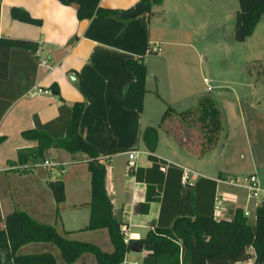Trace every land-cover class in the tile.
Masks as SVG:
<instances>
[{
	"label": "crops",
	"instance_id": "crops-1",
	"mask_svg": "<svg viewBox=\"0 0 264 264\" xmlns=\"http://www.w3.org/2000/svg\"><path fill=\"white\" fill-rule=\"evenodd\" d=\"M140 1L101 0V5L127 11ZM229 1L164 0L162 5L154 7V12L152 9L150 15L142 13L132 19L94 17L79 21L76 6L63 5L57 0H0V38L39 43L42 58L49 60L52 69L38 68L33 88L52 92L50 87L55 84L60 91V95L51 93L34 98L25 95L5 113L0 122V137H4L0 144L1 162L4 164L2 170L5 173L15 170L14 166L9 167V161L18 160L19 150L37 146L36 141L21 136L23 131L35 127L36 115L41 122L47 123L58 117L63 104L72 106L84 102L79 133L97 149L101 161L106 158L104 162L109 166L107 190L115 215L122 223V230H128L125 239L134 242L144 238L158 221L161 203L151 202L148 212H141L139 206L146 202L147 188L128 173L127 152L140 150L144 146L143 131L150 126H160L166 106L178 111L207 96L204 82L208 78L205 76L206 69L196 61L214 45L213 37L208 35L210 24L219 19L225 23L232 16L236 17L239 9L234 7L231 12ZM13 7L27 10L42 24L39 26L13 19ZM255 32L243 43L251 41ZM154 47L158 51L150 53ZM139 57L145 58L150 71L142 113L124 104L125 88L134 80L126 63L128 59ZM226 88H229L233 97H228L226 103L225 99L222 102L228 127H231L229 123L231 125L236 121L240 126L252 128V121L247 120L242 109L239 92L228 86ZM52 154L57 156L54 161L67 163L62 176L56 174L55 169L43 165L38 167H46L47 175H38L35 169L22 172L17 168L22 173V176L17 175L19 178H13L18 189L17 198L8 197L5 214L15 210L26 211L38 221L56 227L61 233L69 232L71 237L84 233L92 235L96 237V244L111 252L113 247L106 229L82 231L89 225L91 213V173L88 162L78 157L76 163H71L73 158L63 150L51 149L48 156ZM153 155L184 169L180 163L165 159L159 153L154 152ZM151 165L149 159L137 164L141 167ZM222 174L223 178L218 180L199 175L196 181L200 177L217 180L219 187L221 183L226 184L223 181L233 178L234 173L228 171L227 175L220 171ZM251 175L257 176L264 190V179L258 165L256 172ZM6 179L12 180L7 174ZM57 179H62L65 185V201L60 204L55 201L49 187V182ZM218 187L219 198L223 193L219 192ZM230 200L222 207L225 219H230L238 208L246 211V206L241 205L237 197H230ZM0 202L3 205L4 199H0ZM7 215L0 216L4 218ZM148 253L144 249L140 252L130 249L125 261L127 264H142ZM80 259L73 264H77ZM251 264H254V259Z\"/></svg>",
	"mask_w": 264,
	"mask_h": 264
},
{
	"label": "trees",
	"instance_id": "trees-1",
	"mask_svg": "<svg viewBox=\"0 0 264 264\" xmlns=\"http://www.w3.org/2000/svg\"><path fill=\"white\" fill-rule=\"evenodd\" d=\"M63 5L77 7L79 21L94 17L117 18L131 12L105 8L101 0H57ZM164 0H141L146 6L143 13L152 14V9ZM1 12V4H0ZM142 14V13H141ZM15 20L41 25L20 7L11 9ZM264 17V0H239L236 13L235 40L243 43L253 35ZM40 44L21 39L0 38V122L12 105L26 95L36 83ZM152 53V50H150ZM126 66L134 80L125 88L124 104L127 108L142 113L147 93L150 71L144 57L127 60ZM50 89L60 95L58 86ZM159 96V94H158ZM85 109L84 102L72 106L63 104L56 119L43 123L36 115L35 127L22 132L26 140L36 141L37 146L19 150L18 165L21 167L44 163L51 149L63 150L77 161L79 156L88 162L91 173V207L89 225L82 231L106 229L113 247L111 252L99 245L63 235L50 224L38 221L28 212L15 210L6 217L0 216V263L11 264H57L50 252L19 254L29 244L52 243L60 250L67 264L77 262L83 255L95 257L96 264H124L132 244L136 243L149 253L142 264H237L254 259V264L264 263V200L256 207L254 224H250L242 208L234 211L230 219L214 218L218 181L200 177L193 186L181 182L183 169L153 153L159 139V128L166 133L178 132V141L188 144L197 130L198 147L202 157L212 149L224 130L222 110L219 103L210 97L202 98L195 108L178 112L168 106L159 127H147L142 133V142L149 151L151 166L129 170L137 182L146 185V202L140 204L141 212L147 213L151 202L160 201L158 221L144 238L127 241L114 212V205L107 190L109 166L100 161L97 149L79 133V125ZM4 137H0V144ZM166 166L165 172L161 170ZM59 169V168H58ZM26 170V169H25ZM63 174V167H60ZM24 172V170H21ZM223 176L220 175L219 179ZM55 201H65V185L62 179L49 182Z\"/></svg>",
	"mask_w": 264,
	"mask_h": 264
},
{
	"label": "rangeland",
	"instance_id": "rangeland-1",
	"mask_svg": "<svg viewBox=\"0 0 264 264\" xmlns=\"http://www.w3.org/2000/svg\"><path fill=\"white\" fill-rule=\"evenodd\" d=\"M228 6L231 12L234 11V7L239 9V0H230ZM235 22L236 17L233 16L225 23L220 19L213 21L210 24L211 31L208 35L211 34L213 37L214 45L209 47L207 54H203V57H199L196 61L199 66L204 70L206 69L205 76L211 81L212 91H208L206 97L216 100L222 110L224 130L219 135L216 145L201 157L200 148L198 147L199 124L197 130L194 131L192 140H190L192 144L188 143L183 146L178 141L177 131L166 133L163 128H159V139L155 152L174 163H180L184 169L217 180L220 171L226 174L228 171H232L234 174H232L233 178L230 179L240 180L255 173L257 165L260 168V175L264 179V17L255 29L254 38L243 44L235 40ZM194 24L197 23L194 22ZM230 43H233V46H230ZM226 86L239 92L242 98V109L247 120L252 121V128L240 126L236 121L231 125L229 123L231 127H228V119H226L222 102L225 99L224 102L226 103L228 97L231 99L233 97L232 92ZM249 99H252V101H248ZM198 101L194 102L192 106L178 109V112L195 108ZM166 109L167 106L165 111ZM165 111L163 110L162 113ZM139 151L141 154L137 161L138 165L148 160V152L143 145ZM47 157L49 161H54L57 156L52 154ZM9 163H11L9 167L14 166L13 169L15 170L11 169L9 170L11 172L5 173L2 170L4 164L1 162L0 155V199H4L3 205L0 202V215L2 216L7 215L5 214L7 210L4 208H7L6 200H8V197L17 198L16 192L18 189L13 178H19L17 175L22 174L17 170V168L19 169L18 160L16 162L9 161ZM59 169L56 167L55 172L62 176ZM25 171L31 170L26 169ZM35 171L38 175L48 174L46 167H37ZM6 174L12 179L11 181L6 179ZM233 175H237V177ZM218 190L223 193L222 195L237 197L238 202L246 206V211L250 212L249 223L254 224L255 210L260 202L249 198L248 192L243 188L231 187L221 183ZM262 198H264V193L260 194V199ZM0 229H3L2 224H0ZM88 235L84 233L73 238L96 244V237ZM43 252L52 253L57 260V264H67L63 261L58 247L52 243L29 244L19 250V254ZM87 261L96 264L95 257L89 254L83 255L77 264H85ZM87 264H90V262Z\"/></svg>",
	"mask_w": 264,
	"mask_h": 264
},
{
	"label": "built area",
	"instance_id": "built-area-1",
	"mask_svg": "<svg viewBox=\"0 0 264 264\" xmlns=\"http://www.w3.org/2000/svg\"><path fill=\"white\" fill-rule=\"evenodd\" d=\"M158 51V48L154 47L152 48V52H156ZM37 56L39 57V63H38V68H46L48 70L52 69V65L49 62V60L47 59H43L42 58V53L41 50L38 49L37 51ZM205 84L207 85V90L208 91H212V87H211V81L210 79L206 78L204 80ZM52 92L49 89H43V88H32L31 90H29L26 93L27 97L30 98H34L40 95H49ZM128 156H129V162H128V173L129 170L131 169H135L137 168V161L139 159V155L141 154V152L139 150H130L129 152H127ZM106 160V158H103L104 162ZM77 161L72 160L71 163H76ZM67 163L64 162H59V161H45L42 164H36V165H29V166H25V167H21L19 169L21 170H25V169H36L38 166H47L53 169H56V167H63L66 165ZM167 169L166 166H162L161 170L163 172H165ZM199 177V175L191 170L188 169H183V174H182V178H181V182L184 186H193L196 182V179ZM224 183H226L229 186L232 187H239V188H243L248 192V196L251 199H255L257 202H262L264 200V198L260 199V194L264 193V190L261 187L260 181L257 178L256 175H251L245 178H242L240 180L237 179H227L225 181H223ZM230 200V197L226 196V195H222L219 198H216L215 201V208H214V218L216 220L219 219H225L223 218V213H222V207L224 205V203L228 202ZM231 201V200H230ZM259 203V204H260ZM246 217L250 216V212L249 211H245L244 212ZM123 234L125 236V238L128 237V230L124 229L122 230ZM124 264H127L126 261H124ZM137 264V263H134ZM238 264V263H237ZM239 264H251V260L247 261V262H240Z\"/></svg>",
	"mask_w": 264,
	"mask_h": 264
},
{
	"label": "water",
	"instance_id": "water-1",
	"mask_svg": "<svg viewBox=\"0 0 264 264\" xmlns=\"http://www.w3.org/2000/svg\"><path fill=\"white\" fill-rule=\"evenodd\" d=\"M145 10H146V6L139 2L138 4L135 5V7L133 8V10L131 12L125 13V14H120L118 16V18H121V19H132V18H135L136 16H138L139 14L143 13ZM70 78L74 82L76 81L75 78H73V76H71ZM130 249L133 252H140V251L143 250V248L138 246L136 243L132 244Z\"/></svg>",
	"mask_w": 264,
	"mask_h": 264
}]
</instances>
